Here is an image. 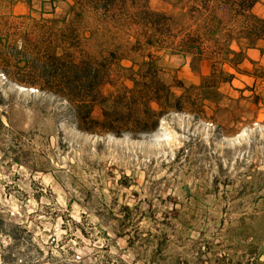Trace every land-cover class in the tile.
<instances>
[{"label": "rangeland", "instance_id": "rangeland-1", "mask_svg": "<svg viewBox=\"0 0 264 264\" xmlns=\"http://www.w3.org/2000/svg\"><path fill=\"white\" fill-rule=\"evenodd\" d=\"M70 2L0 0V29L35 38L37 21ZM150 5L196 28L173 0ZM255 11L264 17V0ZM80 30L87 51L122 57L105 96L132 87L144 61L176 94L211 71L173 49L143 55L135 30L89 8ZM247 55L241 71L224 65L234 78L207 118L172 112L154 132L123 136L79 131L65 105L0 65V264H264V54Z\"/></svg>", "mask_w": 264, "mask_h": 264}, {"label": "trees", "instance_id": "trees-1", "mask_svg": "<svg viewBox=\"0 0 264 264\" xmlns=\"http://www.w3.org/2000/svg\"><path fill=\"white\" fill-rule=\"evenodd\" d=\"M259 1L173 0L182 7V16L193 21L192 30L175 15L153 9L150 0H71L65 15L37 21L35 38L31 32L0 29V65L12 83L37 88L40 95L65 105L81 132L147 134L172 112L207 118L206 102L218 103L221 85L234 78L224 65L241 71L248 49L259 48L264 54L259 47L264 17L255 11ZM88 8L125 30H135L143 55L154 58L152 49H173L208 59L210 73L201 75L199 84L186 87L181 82L183 92L176 94L160 77L157 62L144 61L135 71L140 78H131L132 87L124 85L115 95L105 96L101 87L111 81L122 57L111 51L100 58L85 49L80 28ZM261 101L260 94L256 103ZM97 103L105 106L102 119L93 115Z\"/></svg>", "mask_w": 264, "mask_h": 264}, {"label": "bare ground", "instance_id": "bare-ground-1", "mask_svg": "<svg viewBox=\"0 0 264 264\" xmlns=\"http://www.w3.org/2000/svg\"><path fill=\"white\" fill-rule=\"evenodd\" d=\"M21 88L25 89V87H21ZM31 89L34 90L35 88H31Z\"/></svg>", "mask_w": 264, "mask_h": 264}]
</instances>
